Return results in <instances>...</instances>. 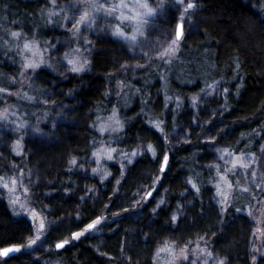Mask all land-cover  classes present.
Masks as SVG:
<instances>
[{"label":"trees","instance_id":"1","mask_svg":"<svg viewBox=\"0 0 264 264\" xmlns=\"http://www.w3.org/2000/svg\"><path fill=\"white\" fill-rule=\"evenodd\" d=\"M50 10V0H0V91L21 93L5 97L25 124L54 123L39 124L38 136L11 132L1 149L0 264H138L145 253L148 264H204L213 252L224 264H264L248 214L264 193L239 185L212 149L242 161L264 143V0H164L151 24L164 28L166 43L183 23L175 57L135 58L104 32L91 38L88 70L60 74L31 62L32 50L40 55L67 35ZM16 187L25 212L55 224L48 240L64 241L42 260L25 252L34 232L13 206ZM175 241L190 263L174 259Z\"/></svg>","mask_w":264,"mask_h":264},{"label":"rangeland","instance_id":"2","mask_svg":"<svg viewBox=\"0 0 264 264\" xmlns=\"http://www.w3.org/2000/svg\"><path fill=\"white\" fill-rule=\"evenodd\" d=\"M50 3L51 10L48 14L50 23L59 25L67 32V35L63 39L49 44L48 49L43 51L40 55L37 49L32 50L35 60H31V62L34 61L32 68L49 64L53 66L57 74L63 71L79 72L88 70L89 59L87 57L91 50V38L100 33L107 32L114 37L123 39L130 45L129 47L136 54L135 58L140 57L147 59L157 52H162V54H165L166 58L175 57L179 50V41H181L182 37L185 35L184 25L180 22L183 26L181 39L177 38L178 25L180 24L178 23L174 40L165 43L163 41L166 39L164 28L160 26L153 27L151 24L158 13L164 8V0H153L152 3L150 0H50ZM188 8L191 10L194 6L190 5ZM24 44L25 41L23 39L18 40L15 51L21 54ZM23 79L24 76H22V80ZM16 83L18 85L21 84L19 79ZM8 94L14 95L15 98L21 95V93L18 92L0 91V153L2 152L1 149L4 150L10 147L9 134L11 132L20 133V135L23 134V136H21L27 138L29 137V133L34 136L40 134L39 131H41V129H39V124L41 123L54 125L51 120L52 116H46L44 118L39 116L35 119L33 124H25L20 117H18L16 111L7 105L8 101L5 95ZM67 119L68 118H64L63 120ZM212 149L215 154V164L234 167L232 170L234 171L237 181L240 183L239 185L247 190L257 192L256 198L262 196L264 193V143L260 145L258 152L251 156L244 157L242 161L241 159L238 160L233 157L222 147L213 146ZM143 153L144 150L139 149V151L129 155L128 161H133ZM0 189L5 191L6 188L4 183H0ZM12 191L11 198L13 200V206L19 208L21 213L24 212L20 216L26 217L33 226L34 233L27 244L25 252L33 260H42V253L45 254L51 245L58 246L64 241L51 243L48 240L47 234L55 224L47 220L37 211L29 209L25 212L23 209L24 202L22 201L24 197L21 196L17 187ZM140 194L141 193L137 192L130 202L135 205L141 198ZM150 194V191L145 192L144 195L146 200L152 199V196L148 197ZM262 198L260 205L257 206L256 204L257 207L254 206L253 210L248 213L251 220L250 229L253 230L254 234L253 245L251 247L255 245L254 250L258 252H261L263 249L262 245H264V197ZM124 217L128 218L126 216ZM129 217L132 221V216ZM143 217L144 215L141 214L138 216V219ZM101 224L102 222L99 223V226ZM134 230L137 231L139 229L137 226H132L130 232L134 233ZM86 234H88L87 231L79 232L76 238L83 237ZM92 234H99L98 229L94 230ZM98 239L97 249L102 253L104 251V238L103 236H99ZM172 247L176 252L174 253V259L176 261L184 259L183 261H185V263H190V257L185 255L187 250L185 244L175 241ZM149 256V253L143 254L137 259V263L148 264L147 261ZM124 258L129 261L126 255ZM44 260L46 264H57L50 258ZM224 261V259H220L219 256L215 255L213 252L209 254L204 264H224Z\"/></svg>","mask_w":264,"mask_h":264},{"label":"water","instance_id":"3","mask_svg":"<svg viewBox=\"0 0 264 264\" xmlns=\"http://www.w3.org/2000/svg\"><path fill=\"white\" fill-rule=\"evenodd\" d=\"M182 28H183V26H182V24L180 23V24L178 25V32H177V38H178V39H181V37H182ZM150 196H151V194L148 195V197H150ZM58 247H60V245H59ZM1 255H2V256H9V255H10V252H9L8 250H3V251L1 252Z\"/></svg>","mask_w":264,"mask_h":264},{"label":"flooded vegetation","instance_id":"4","mask_svg":"<svg viewBox=\"0 0 264 264\" xmlns=\"http://www.w3.org/2000/svg\"><path fill=\"white\" fill-rule=\"evenodd\" d=\"M58 246H59V245H58ZM58 246H57V247H58ZM61 246H62V244L60 245V247H61Z\"/></svg>","mask_w":264,"mask_h":264}]
</instances>
